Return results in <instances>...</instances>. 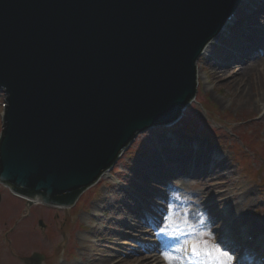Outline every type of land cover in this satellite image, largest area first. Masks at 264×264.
<instances>
[{"label":"water","instance_id":"obj_1","mask_svg":"<svg viewBox=\"0 0 264 264\" xmlns=\"http://www.w3.org/2000/svg\"><path fill=\"white\" fill-rule=\"evenodd\" d=\"M240 1L0 0V183L74 204L138 133L180 117Z\"/></svg>","mask_w":264,"mask_h":264},{"label":"rangeland","instance_id":"obj_2","mask_svg":"<svg viewBox=\"0 0 264 264\" xmlns=\"http://www.w3.org/2000/svg\"><path fill=\"white\" fill-rule=\"evenodd\" d=\"M255 16L264 17V0H241L230 16L232 20L229 18L228 24L211 40L214 43L209 48V58L224 66L228 61L237 60L241 64L255 63L263 57L264 22L254 26L245 23ZM256 28H260L258 32ZM241 41H244L243 49L235 50ZM201 55L196 62L194 98L180 117L167 127L157 125L137 134L113 167L82 191L74 204L69 207L28 205L0 183V264H24L21 258L33 252L44 255L41 264H165L161 253L171 252L184 241L189 225L195 228L185 213L189 209L193 211L191 206L196 203L198 193L205 197L198 201L205 203V215L199 209H195V215L199 221L201 217L210 218L216 226L209 231L214 236L209 241L218 242L231 255L232 264H264V246L257 244L263 239L258 241L253 235L245 238L250 233L242 228L245 224L240 225V238L235 240L232 236L235 216H240L241 211H247L250 216L246 223L264 224V119L260 117L264 102L254 94H264V62L258 61L260 65L247 76L255 84L249 94L252 102L244 105L234 100L236 92L233 85L225 84V77L220 80L211 77L212 68ZM198 63L201 77L197 74ZM3 102L4 94L0 91V129ZM177 139L209 145L211 149L205 148L206 157L197 156L202 162L207 158L201 168L222 159L228 169L221 170L220 174L211 172L208 178L201 175L202 168L193 176L197 164L186 163L184 158H188L189 152L183 151L180 145L174 147ZM152 157L159 163L156 172L151 170ZM180 173L185 176L180 177ZM171 184L177 189H172ZM246 188L253 190L248 198L242 195ZM233 195L242 204L230 219L225 215V202L219 203L216 199L219 205L212 207L215 201L211 199L221 196L227 200ZM168 201L173 207H167ZM170 207L174 213L171 222L165 223L164 217L171 215ZM39 219L44 226H39ZM134 224H137L136 230ZM176 256L184 262L209 259L183 253Z\"/></svg>","mask_w":264,"mask_h":264},{"label":"bare ground","instance_id":"obj_3","mask_svg":"<svg viewBox=\"0 0 264 264\" xmlns=\"http://www.w3.org/2000/svg\"><path fill=\"white\" fill-rule=\"evenodd\" d=\"M244 1H246V0H244ZM244 1L242 0V2H244ZM236 11L238 12V10H236ZM235 17L237 19V16L236 15H235ZM232 18H230V20H232ZM240 21L241 20H239L237 22L238 23H241ZM263 22H264V17L258 18L257 16H255L254 20H248L245 23L246 24H252V26H254V25H258V24L259 25H262L261 23H263ZM227 24H228V22L225 25H227ZM223 27H225V26H223ZM263 27H261V28H263ZM259 29L260 28H256V31L258 32ZM213 43H214L213 41H210V43H208L207 46L204 48L203 53L201 55L202 57L205 58V61L208 62L210 64L211 68H212L211 77L213 79H217V80H220L222 77H225V79L227 80V81H225V84H227V85H233V90H235V92H236V95H235L234 100L235 101H238V102H240V103H242L244 105H249L250 102H252V99L249 96V94L252 91V87H253V85L255 83L253 84V82L251 81V79H249L247 76L250 77L251 71L253 69H256V67H258L260 65V63L258 61H262L261 63L264 62V55H263V57H260L255 63L247 62V63L241 64L242 62H240V60H237L235 63H233V61L232 62L228 61V62H226V64L224 66H222V65H218L217 63L213 62V60H211L209 58V56H208L209 48L212 46ZM243 47H244V41H241L235 47V50H237V51L239 49L242 50ZM234 54L235 53H233V55ZM200 69H201V65H200V63H198L197 64V74H198V77H201ZM254 94H256L258 96V100H261V101L264 102V94H263V92H255ZM263 106H264V104H263ZM260 117H261V119H264V111L261 113ZM169 125H171V124H169ZM163 127H167V126H163ZM175 143L176 144H175L174 147L177 148V146L180 145V147H181V149L183 151H187L188 150L187 151V152H189L188 153L189 154L188 155V158H184V160L186 161L187 164H190V163L197 164L194 167V169H193V172H192L193 173V176H195V174L197 173V171H199L202 168H204V169L201 170L202 171L201 172V175H204V176H206L208 178H210L211 172H214L215 171L218 174H220L223 171H225V170L228 169V165H226L225 162L222 159L219 160V161L218 160H215L214 161L215 163H212L210 166H207L206 165L205 167H202L201 168L200 165L205 160H207V158H204L205 160L202 162L201 161L202 159L200 158V156H199V158L197 157L198 154H200L201 156L206 157L205 152H208V151L205 148L211 149L209 147V145L207 146V144H205V143H199L196 140H195V142L189 141V140H186V142H185V141H183V139L182 140L177 139ZM185 144H187V147H186ZM190 144H193L194 147L191 148L190 147ZM195 148H196V150H195ZM152 158H153L154 163H153V166L151 167V170H154V172H156L158 170V168H160L159 167V163L156 162L157 161L156 157H152ZM208 160L211 161L212 158H209ZM161 161H162V158H161ZM150 164H152L151 161H150ZM141 165H143V162L141 163ZM143 169H141V171H143ZM183 170H185V169H183ZM188 170H191V169H188ZM221 170H222V172H221ZM184 172H186V171H184ZM143 173L144 174H147L145 171H143ZM184 176L185 175L183 173H180V177H184ZM102 177H104V174L101 176V178ZM156 184H161V183L160 182H156ZM160 186H162V185H160ZM170 186L174 190L177 189L175 186H173V184H171ZM252 193H253V190L251 188H246V190H244L242 192V195L245 196L246 198H248ZM239 196H241V195H239ZM197 197H198V199H197L196 203L194 204V202H193L192 203L193 206H191V209H193V211H190V209H189V211L187 213H185V215L187 214V216H188V214H189V219L193 222L192 224H195L196 231H198V232H201V231H207V232H209L210 231L211 232L214 229H216V226L214 224H212V221L210 220V218H208V217L202 218L201 217V220L199 221L198 219H200V218H197V216L195 215V212H194L195 209L196 210H198V209L199 210H203L201 212V214H204V212H205L204 208L206 207L205 203H201L200 204L198 202L202 198L204 199L205 197H201V195L199 193H198V196ZM237 197H238L237 195H233L231 198H229V199L226 200L225 198H222L221 196H216L215 198H212L211 200L212 201H215L217 199V200H220L221 201L219 203H224L225 202V204H226V206L224 207L225 215L228 216V217H230V219H231V217L234 216L235 210H239L240 209V206L242 204L241 201L238 200L239 197L238 198ZM216 202L217 201H215L213 204H211L212 207H216V206L219 205ZM34 203H37V202H34ZM166 204H167V207L168 206H172L173 207V203L171 201H168ZM101 205L102 204H100V203H99V206L97 204L98 207H100ZM194 205H196V206L199 205V207L198 206L197 207H194ZM155 207L157 209H160V207H158V206H155ZM95 208H96V206H95ZM172 213H174L173 209H172V211L169 212V214H171V215L168 217V219H169L168 222H171L170 218H171V216H173ZM146 215H148V213ZM220 216H222V215H220ZM249 221H250V216H249V214H248L247 211H245L243 213L241 211L240 212V216H239V214L237 216H235V221H234L235 222V225H233V231H232L233 238L236 240V237H239L240 238V236H242L241 235L240 225L245 224L246 226L243 225L242 228H245L247 231H250V233L246 234L244 237L248 239L250 235L257 236L256 239L259 238L258 241L260 239H263L262 241H260V242L257 243L258 246H261V247L264 246V224L262 222L261 223L260 222H254V223H250V224L246 223V222H249ZM146 222H148V224H150V225H152V223H153V222H150V221H146ZM196 222H198V223H196ZM240 222H241V224H240ZM134 226H135L134 229L136 230L137 224H134ZM138 226H139V224H138ZM139 227H141V226H139ZM210 238H214V236H213L212 233H211V235H209V236L206 237V239L208 241H209ZM253 238L254 237H251V239H253ZM241 240H244V239H241ZM254 242H257V240L254 241ZM240 243H242V241ZM247 244L248 243L246 242L245 245H247ZM92 245L93 246L94 245L96 246V244H92ZM211 245H212V243L209 241V246H211ZM142 246L144 247V246H149V245L142 244ZM90 254L92 255L93 253H90ZM222 259L227 260L228 258L227 257H222ZM155 260L159 262L158 257H155ZM202 260L204 261V263H203ZM164 263L167 264L166 259H165ZM174 264H179V261L178 260L177 261H174ZM184 264H207V261L204 260V259H201V260L195 259V260H192L190 262H186L185 261ZM230 264H232V259L230 261Z\"/></svg>","mask_w":264,"mask_h":264},{"label":"snow or ice","instance_id":"obj_4","mask_svg":"<svg viewBox=\"0 0 264 264\" xmlns=\"http://www.w3.org/2000/svg\"><path fill=\"white\" fill-rule=\"evenodd\" d=\"M171 211V207L169 208ZM164 222H168V217H164ZM161 231H164L162 228ZM211 233L207 231L197 232L196 229L189 225V234L186 239L179 242L177 246L171 251H164L161 253L166 259L167 264H174V261H179V264H184L182 257H177L176 253H183L192 257L199 258L202 255L208 257L207 264H230L232 259L228 252H225L219 243L209 246V241L206 239ZM227 257L228 259H222Z\"/></svg>","mask_w":264,"mask_h":264}]
</instances>
